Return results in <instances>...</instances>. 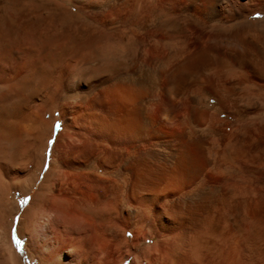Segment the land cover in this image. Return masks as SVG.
Masks as SVG:
<instances>
[{"label": "bare ground", "instance_id": "6f19581e", "mask_svg": "<svg viewBox=\"0 0 264 264\" xmlns=\"http://www.w3.org/2000/svg\"><path fill=\"white\" fill-rule=\"evenodd\" d=\"M15 237L264 264V0H0V264Z\"/></svg>", "mask_w": 264, "mask_h": 264}, {"label": "rangeland", "instance_id": "374dc122", "mask_svg": "<svg viewBox=\"0 0 264 264\" xmlns=\"http://www.w3.org/2000/svg\"><path fill=\"white\" fill-rule=\"evenodd\" d=\"M26 203H22L21 206H25ZM17 238H14V241L16 242V247L18 248L19 252L21 253V255L23 256V258L25 259V263L26 264H32L30 263L29 259L26 258L25 254H24V249H25V241L24 240H16ZM19 242V243H17Z\"/></svg>", "mask_w": 264, "mask_h": 264}, {"label": "snow or ice", "instance_id": "6c2138e0", "mask_svg": "<svg viewBox=\"0 0 264 264\" xmlns=\"http://www.w3.org/2000/svg\"><path fill=\"white\" fill-rule=\"evenodd\" d=\"M257 16H260V14L258 13ZM57 127H59V125H57ZM21 203H27V201L25 200V201H22ZM129 235H131V233H129ZM17 243H19V242H17Z\"/></svg>", "mask_w": 264, "mask_h": 264}]
</instances>
